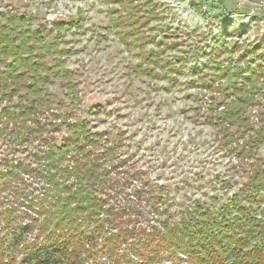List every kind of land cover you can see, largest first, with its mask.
<instances>
[{
  "label": "trees",
  "instance_id": "obj_1",
  "mask_svg": "<svg viewBox=\"0 0 264 264\" xmlns=\"http://www.w3.org/2000/svg\"><path fill=\"white\" fill-rule=\"evenodd\" d=\"M112 1L123 40L138 48L152 43L138 32L134 0ZM227 27L194 48L190 58L203 65L187 66L186 58L176 64L151 50L145 61L162 71L144 75L171 85L176 75L189 74L183 84L229 99L219 113L208 106L210 116L200 124L217 127L219 142L248 159L264 141V104L255 98H264V37L244 46L243 32L234 38ZM77 28L73 19L36 27L26 13L0 12V141L12 147V157L0 159V264H264V160H255L239 189L220 203H175L167 185L127 167L120 140L67 115L53 123L47 90L69 73L60 45ZM258 104L261 126L246 123L245 108ZM62 126L65 135H52ZM34 142L24 158L13 156ZM132 179L139 189H128Z\"/></svg>",
  "mask_w": 264,
  "mask_h": 264
},
{
  "label": "rangeland",
  "instance_id": "obj_2",
  "mask_svg": "<svg viewBox=\"0 0 264 264\" xmlns=\"http://www.w3.org/2000/svg\"><path fill=\"white\" fill-rule=\"evenodd\" d=\"M192 1L197 10L192 8ZM192 1L134 0L131 14L138 32L153 40L140 48L123 40L114 27L111 10L119 6L112 0H0V12L26 13L34 18L36 27L76 21L78 28L65 33L60 45L67 50L62 68L69 73L55 79L47 90L48 103L54 106L51 112L57 114L53 123L67 115L70 121H87L92 132L120 140L118 154L127 158V167L142 172L150 183L167 185L175 203H220L239 189L255 160H264V141L255 146L250 158L235 157L234 151L219 142L217 127L200 124L210 116L208 106L219 113L220 102L229 99L183 84L189 74L176 75L177 82L171 85L167 79L149 78L145 69H162L158 64L150 65L145 56L153 50L176 64L184 65L186 58L187 66L203 65V59L190 58L194 48L224 25L234 38L243 32L244 46L253 45L264 37V0H217L225 9L216 0ZM220 13L224 18L216 20ZM219 84L214 82L213 87ZM255 98L264 104L263 97ZM261 104L245 108L246 123L261 126L257 116ZM236 128L235 124L230 132ZM60 130L52 131V135L67 133L63 126ZM7 141L1 138L0 159L12 157ZM34 144L15 147L13 156L24 158ZM132 186L140 188L133 179L128 189Z\"/></svg>",
  "mask_w": 264,
  "mask_h": 264
}]
</instances>
